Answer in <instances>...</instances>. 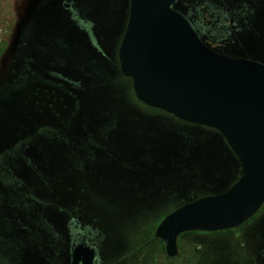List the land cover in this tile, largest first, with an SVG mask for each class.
Instances as JSON below:
<instances>
[{"label": "rangeland", "instance_id": "374dc122", "mask_svg": "<svg viewBox=\"0 0 264 264\" xmlns=\"http://www.w3.org/2000/svg\"><path fill=\"white\" fill-rule=\"evenodd\" d=\"M129 11L0 0V264H67L70 229L95 234L103 264H159L167 214L242 176L220 132L136 98L118 60Z\"/></svg>", "mask_w": 264, "mask_h": 264}, {"label": "water", "instance_id": "95a60500", "mask_svg": "<svg viewBox=\"0 0 264 264\" xmlns=\"http://www.w3.org/2000/svg\"><path fill=\"white\" fill-rule=\"evenodd\" d=\"M178 0H130L119 49L120 69L136 98L148 107L221 133L242 176L228 190L201 197L169 214L156 237L169 255L190 231L237 228L264 204V65L211 50ZM96 250L79 245L70 264H97Z\"/></svg>", "mask_w": 264, "mask_h": 264}, {"label": "flooded vegetation", "instance_id": "af4514ba", "mask_svg": "<svg viewBox=\"0 0 264 264\" xmlns=\"http://www.w3.org/2000/svg\"><path fill=\"white\" fill-rule=\"evenodd\" d=\"M64 7L70 10L66 16L74 19L79 31L90 35L91 28L77 11L66 3ZM174 8L186 16L202 41L214 52L264 65V0H178ZM26 46L31 54V45L27 43ZM69 231L67 264H70L73 249L79 245L95 249L99 259L97 264H103L100 251L92 240L95 234L82 229ZM156 231L152 239L160 245L154 255L159 264H264V204L239 227L215 231L228 232L225 237H204L201 234L204 231L180 234L177 253L173 255L167 252L164 241L156 237ZM225 247L233 249V253L221 255L220 249ZM136 252L141 254L142 251L137 249Z\"/></svg>", "mask_w": 264, "mask_h": 264}, {"label": "trees", "instance_id": "16d2710c", "mask_svg": "<svg viewBox=\"0 0 264 264\" xmlns=\"http://www.w3.org/2000/svg\"><path fill=\"white\" fill-rule=\"evenodd\" d=\"M179 120V119H178Z\"/></svg>", "mask_w": 264, "mask_h": 264}]
</instances>
